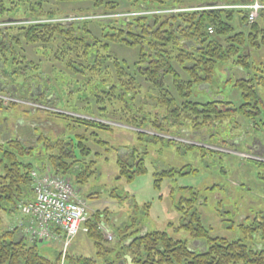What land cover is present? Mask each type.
<instances>
[{
	"label": "trees",
	"instance_id": "16d2710c",
	"mask_svg": "<svg viewBox=\"0 0 264 264\" xmlns=\"http://www.w3.org/2000/svg\"><path fill=\"white\" fill-rule=\"evenodd\" d=\"M54 1L86 2L89 7L79 9L77 16L102 17L123 13L119 8L121 1H125L129 7L125 13L129 17L70 24L33 23L0 27V55L10 53L12 56L7 63H20L16 56L19 54L13 47L20 46L22 42L35 48L34 52L42 50L45 54L44 60L33 69L38 71L35 77H28L29 66L21 67L11 76L6 75V83H0V92H9L7 96H0V105L4 98H8L6 101L13 106L21 103L25 107L24 112L33 117L28 123L21 121L30 125L29 134L0 142V214L11 215L19 210L21 203L30 201L34 171L70 178L72 181L75 179L78 185H85L93 176L95 166V162L84 159L91 153L86 144L88 137L97 134L94 131L89 133L91 130L111 132L114 126L109 123H115L136 129L142 140L144 130L149 125L156 132L163 133V124L157 119V114L145 113L149 99L164 114L162 121L170 123L174 120L179 126L187 128L193 124L195 131L237 113L251 120L260 115L257 86H264L263 77L242 79L235 83L245 102L239 110L232 109V103L217 98L205 104L191 99L195 89L214 85L215 80L218 81L216 69L219 64L233 60L246 71L254 69L244 50L264 46V10L254 24L248 25L245 10L224 8L248 5L254 0H198L195 6H187L182 0ZM259 1L264 4V0ZM193 8L201 9L153 14ZM236 13L242 15L240 20L246 30L238 31L235 27ZM60 16L64 15L41 10L30 19L44 20ZM209 28L213 29V33L209 32ZM114 44L136 49L137 61L130 65L127 60L119 59L111 49ZM49 58L55 62L51 67L56 70L55 77H50L44 70L49 65ZM65 72L71 73L68 80H64ZM15 74L20 76L21 83H15ZM50 80L59 85L66 83L68 95L77 94L78 102L92 113L65 110L63 97L57 93L56 107H45L52 98H47L45 94ZM26 100L35 107L26 105ZM137 104L141 107L137 108ZM96 111L100 113L98 117L95 116ZM35 119L42 122L35 124ZM59 123L67 125L68 130L62 139L51 141L45 129ZM97 143L107 144L100 139H97ZM188 146V149L193 148L192 145ZM40 148L44 150V157L41 161L38 159L40 162L32 163ZM132 152L129 159L118 160L119 178H125L129 183L147 173L146 154ZM27 158L29 162L25 161ZM173 174L174 171L169 170L158 175L161 178ZM193 199L196 201L197 198ZM180 209H184L182 204ZM191 218L190 224L182 227L194 239L205 243L204 251L191 249L185 241L175 240L166 232H131L136 222L119 226L118 248H110L106 243L112 240L106 238L103 230L105 223L98 217L95 218L97 222L90 218L86 223L89 229L87 235L94 242L97 256L68 254V264H264V249H249L240 240L212 237L196 212ZM240 229L246 236L259 235L264 238V222L255 220L251 224L241 225ZM38 245L23 238L18 239L16 230H4L0 215V264H60V252L55 260H50L41 253Z\"/></svg>",
	"mask_w": 264,
	"mask_h": 264
},
{
	"label": "rangeland",
	"instance_id": "374dc122",
	"mask_svg": "<svg viewBox=\"0 0 264 264\" xmlns=\"http://www.w3.org/2000/svg\"><path fill=\"white\" fill-rule=\"evenodd\" d=\"M182 1L187 6H195L199 2L198 0ZM86 7H89L86 2L0 0V27L24 24L41 10L70 16ZM119 10L123 13L113 16L114 19L129 17L125 13L129 10L125 1H121ZM241 17V14H235L234 23L238 31L246 30L240 20ZM105 18L99 19L105 20ZM13 48L19 54L16 56L20 63H7V59L12 57L10 53L0 55V83H6L4 82L6 75L11 76L21 67L29 66L28 77H35L38 74V71L33 70L35 65L44 60L45 54L42 50L34 52L35 48L27 46L25 42L20 46L14 45ZM111 49L119 59L127 60L130 65L137 61L136 49H127L119 44H114ZM244 54L249 56L253 70L246 71L238 67L233 60L219 64L216 69L218 81L215 80L214 85L195 89L191 99L205 104L217 98L232 103L231 108L239 110L245 102L242 92L235 87V83L242 79L264 78V46L260 49L247 48ZM53 60L49 58L48 67H44L50 77L56 75V70L51 68L55 63ZM69 76L71 73L65 72L64 80H68ZM13 77L15 83H21L19 75L15 74ZM48 86L45 94L47 98L51 96L52 98L45 107H56L57 94H60L66 104L65 110L92 113L86 111L84 105L78 102L77 94L68 95L69 88L66 83L59 85L50 80ZM257 90L260 98L258 105L260 115L253 120L237 113L208 128L195 131L193 124L187 128L179 126L174 120L170 123L162 121L164 114L155 108V103L149 99L146 107L148 110L145 113L157 114V119L163 124V133L156 132L152 129V125H149L144 130L145 135L142 140L139 139L136 129L115 123H109L114 126L111 132L96 129L89 132L94 131L97 134L88 137L86 144L91 149V153L84 159L87 162H95L94 174L85 185H78L75 179L74 181L70 178L66 179L72 183L86 203L90 218L97 222L95 218L99 217L105 223L103 230L106 238L108 234L112 236V242L106 243L107 247L118 248L119 226H129L132 222H136L137 225L131 229V232H166L175 240L185 241L191 249L204 251L205 243L194 239L190 232L182 227L190 224L191 216L196 212L201 224L212 237L240 240L249 249H264L262 236H246L240 229L241 225L251 224L255 220L264 222V86H257ZM8 94L6 90L0 92L2 97ZM4 99L2 100L4 104L0 105V142L29 134L30 125L21 121L28 123L33 118L24 112L25 107L21 103L13 106L6 101L8 98ZM31 103L25 101L26 105H35ZM136 107L141 106L137 104ZM99 114V111H96L95 116L98 117ZM38 122H42L41 119L36 120L35 124ZM48 122L50 124L51 121ZM67 130V125L63 123L53 124L51 127H46L45 134L51 141L56 142L65 136ZM80 132H83V128ZM155 136L158 138L155 139ZM97 139L107 144L101 145L97 143ZM188 145H192L193 148L188 149ZM132 151L140 155L146 154L147 173L137 176L129 183L125 178H119L118 160L129 159L133 154ZM43 157L44 150L40 148L31 162H40ZM78 157L82 158L79 151ZM29 160V158L25 159L26 162ZM169 170L174 171L172 176L159 177L158 174ZM195 197L196 201L193 199ZM181 204L184 209H180ZM189 205L192 211L189 210L191 209ZM0 215L4 230L20 227V222L25 219L21 209L11 215L3 212ZM39 243V250L50 260H55L59 251L63 250V242L54 244V242L39 241ZM68 254H82L85 257L95 258L97 251L88 235L80 232L72 240ZM65 262L68 264L67 258Z\"/></svg>",
	"mask_w": 264,
	"mask_h": 264
},
{
	"label": "built area",
	"instance_id": "2783aa9c",
	"mask_svg": "<svg viewBox=\"0 0 264 264\" xmlns=\"http://www.w3.org/2000/svg\"><path fill=\"white\" fill-rule=\"evenodd\" d=\"M234 8L247 11V22L254 24L259 14L264 10V4L256 0L249 5ZM199 9H173L154 12L153 14H169ZM113 17V16H112ZM107 18V17H106ZM89 17H68L60 20L38 21L46 22H79ZM213 33V29L209 28ZM34 200L21 204L20 209L28 217L29 227L25 228L26 238L31 243L39 241L63 242L61 264H65L67 251L72 240L80 233H88L85 223L88 220V208L72 183L63 177L47 173H32ZM23 221L20 226L23 227ZM111 239V236L109 237Z\"/></svg>",
	"mask_w": 264,
	"mask_h": 264
},
{
	"label": "crops",
	"instance_id": "0c3cea01",
	"mask_svg": "<svg viewBox=\"0 0 264 264\" xmlns=\"http://www.w3.org/2000/svg\"><path fill=\"white\" fill-rule=\"evenodd\" d=\"M33 198H34V194H33V192H32V196H31V198H30V200H33ZM18 233V232H17ZM20 233V232H19ZM19 233L17 234V238L18 239H22V235H21V233H20V235H19ZM56 244V243H55Z\"/></svg>",
	"mask_w": 264,
	"mask_h": 264
}]
</instances>
